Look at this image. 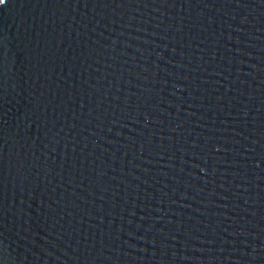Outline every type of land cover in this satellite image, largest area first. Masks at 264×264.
<instances>
[{"label": "water", "instance_id": "95a60500", "mask_svg": "<svg viewBox=\"0 0 264 264\" xmlns=\"http://www.w3.org/2000/svg\"><path fill=\"white\" fill-rule=\"evenodd\" d=\"M0 264H264V0H4Z\"/></svg>", "mask_w": 264, "mask_h": 264}, {"label": "snow or ice", "instance_id": "6c2138e0", "mask_svg": "<svg viewBox=\"0 0 264 264\" xmlns=\"http://www.w3.org/2000/svg\"><path fill=\"white\" fill-rule=\"evenodd\" d=\"M4 3V0H0V4H3Z\"/></svg>", "mask_w": 264, "mask_h": 264}]
</instances>
